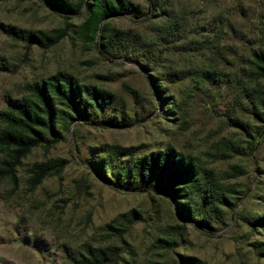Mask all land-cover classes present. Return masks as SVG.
Listing matches in <instances>:
<instances>
[{
    "label": "rangeland",
    "instance_id": "obj_1",
    "mask_svg": "<svg viewBox=\"0 0 264 264\" xmlns=\"http://www.w3.org/2000/svg\"><path fill=\"white\" fill-rule=\"evenodd\" d=\"M126 1L136 9L108 24L131 38L128 49L137 55L136 41L149 37L153 27L143 14L148 12L152 19L158 12L146 0ZM164 1L174 5L176 17L189 32L177 38L175 47H165L155 73H147L130 59L132 55L111 58L84 43L77 30L85 14L73 16L68 37L52 49L28 48L26 41L13 39L8 31L51 35L63 28L62 15L38 0H0V120L2 112L31 98L34 89L60 75L113 96L89 124H75L68 134L64 132L66 142L49 151L33 150L17 168L16 184L0 179V264H71L68 259L87 244L107 243L109 237L102 228L130 213L142 217L127 238L138 264H175L179 255L200 264H264L255 250L264 244V229L251 230L245 221L264 216V125L234 88L222 82V75L230 80L240 76V56H247L248 49L238 43V54L230 57L226 67L222 48L214 55L200 49L206 36L222 47L227 38L225 33L222 37V25L229 23L236 29L230 40L242 32L250 39L264 0H156L157 6ZM205 72L215 74L216 81L209 83ZM155 75L163 79L164 96L169 99L164 107L158 106L154 94L151 78ZM191 75H197L196 82ZM243 83L264 97V82L245 79ZM112 119L135 123L121 130L96 126L97 121ZM233 120L257 138L252 153L247 150L251 138L232 126ZM104 146L139 147L141 152L172 147L193 157L213 171L220 183L238 192L237 215L230 217L226 212L224 223L207 234L184 223L162 196L105 185L92 165L100 162L102 155L96 153ZM3 159L0 152V162ZM59 160L67 161L65 168L53 171L33 188L32 168ZM181 226L186 232L177 239L175 254L163 250L157 240Z\"/></svg>",
    "mask_w": 264,
    "mask_h": 264
},
{
    "label": "trees",
    "instance_id": "obj_2",
    "mask_svg": "<svg viewBox=\"0 0 264 264\" xmlns=\"http://www.w3.org/2000/svg\"><path fill=\"white\" fill-rule=\"evenodd\" d=\"M54 12L62 15L63 28L51 35L42 33H18L10 29L8 34L16 40L26 41L28 48L36 46L42 50H50L68 37L73 16L85 14V20L78 27L77 33L84 43L91 45L101 54L117 58L121 53L132 55L136 63L147 73H155L166 47H175L177 38L187 35L183 21L176 17L174 5L156 4V0H146L157 10L156 17L149 18L148 12L143 14L146 21L152 24L149 37L140 38L138 54L128 49L131 38L124 32L111 29L108 20L132 13L136 6L126 0H80L71 3L69 0H38ZM255 28L249 33L230 40L236 29L233 23L222 25V47L209 36L200 44L202 51L220 54L222 48V66L226 67L232 55L238 54V43L247 48V56H240V76L235 80L222 75V82L231 85L240 96L242 102L250 107L255 119L264 125V97L251 92L246 83L260 84L264 82V10L255 15ZM156 21V22H155ZM210 35V31L206 32ZM241 33V31H240ZM206 35V34H205ZM189 46L193 42L188 43ZM199 49V48H198ZM135 55V56H134ZM134 56V58H133ZM242 57V58H241ZM153 64L150 68L143 66ZM204 72V71H201ZM238 74V75H239ZM193 75V74H192ZM196 82L197 75L192 76ZM210 82H215V74H203ZM190 77V75H188ZM154 94L158 106L164 107L169 100L165 97L166 89L162 86L161 76H152ZM113 96L96 87L80 86L74 78L67 75L56 76L47 80L42 86L33 90L31 98L22 100L2 112L0 120V152L4 159L0 162V179L9 178L17 183L16 170L35 149L49 151L58 144L66 142L64 132L68 134L75 124H89L97 111L107 108ZM173 109V108H172ZM170 113H174L171 110ZM133 121L100 120L96 126L107 129H126ZM231 125L244 131L248 142L247 150L252 153L256 146V137L249 135L243 123L231 121ZM260 134V132H259ZM258 134V135H259ZM237 149V148H236ZM235 149V150H236ZM237 151V150H236ZM102 155L100 162L92 165L96 168L98 178L107 186L129 192H141L148 195L156 194L169 200L175 213L184 223L192 224L199 231L210 234L217 225L224 223V215H237L236 203L238 192L229 185H223L214 176V172L200 166L196 159L177 153L174 148L141 152L139 147L104 146L98 153ZM67 161H52L48 164H37L32 168L31 185L38 187L51 175L62 171ZM142 219L136 213L122 215L112 224L102 228L109 239L105 244L96 246L87 244L79 252L69 258L71 264H138L136 255L130 250L128 235L131 227ZM246 224L251 230L258 227L264 229V216L249 217ZM186 232L185 226L177 227L172 233H166L157 243L168 253L175 254L181 239ZM255 250L264 258V244H258ZM126 255V257H124ZM175 264H200L198 260L180 256Z\"/></svg>",
    "mask_w": 264,
    "mask_h": 264
}]
</instances>
